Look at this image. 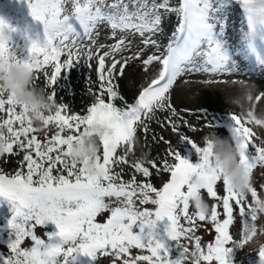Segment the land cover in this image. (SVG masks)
Wrapping results in <instances>:
<instances>
[{
  "label": "snow or ice",
  "instance_id": "snow-or-ice-1",
  "mask_svg": "<svg viewBox=\"0 0 264 264\" xmlns=\"http://www.w3.org/2000/svg\"><path fill=\"white\" fill-rule=\"evenodd\" d=\"M233 3L241 6L253 29L264 26V0H177L175 5L172 0H28L31 16L43 24L44 39L42 43L32 41L28 59L17 56L16 63L33 73L34 80L45 75L46 87H53L62 70L82 59H95L99 84L85 114L71 113L67 105L56 104L54 112L38 114L40 128L29 117V108L19 105L14 93L0 88V159L8 162V157H21L13 173L0 169V197L11 205L9 227L14 234L7 245L8 253L0 251V264H69L70 260L74 264L79 254L93 261L108 257L110 264H228V245L248 242L244 238L247 229L257 227L259 216L264 215L259 207L264 202L260 195L264 183L258 187L253 184L254 175L264 179V140L255 143L256 133L247 119L231 114L235 146L247 169L248 192H237L226 176L222 179V169L211 166V148L200 147L193 139L189 143L200 156L195 164L174 149L167 153L171 161L145 164L128 159L134 151L137 130L147 132V122L157 113H171L163 117L162 126L178 131L173 117L184 118L170 100L178 78L229 71L218 17ZM164 13H174L178 25L163 55L153 53L144 58L146 48L160 47L153 37L162 31ZM8 27L0 18V61L7 60L11 53L4 33ZM104 27L115 43H98ZM137 35L143 47L116 59L131 50L128 37ZM106 47L108 50H104ZM129 60H141L146 72L160 65L156 77L139 92L134 103L127 101L115 83ZM55 98L52 91L48 99L55 102ZM261 99L264 93L257 96L256 102ZM96 125L105 134L100 137L102 148L90 172L87 159L77 161L71 157L73 145L81 143ZM41 132L43 140L38 136ZM164 142L170 145V141ZM124 165L134 173L128 180L124 179ZM194 173L204 181L199 189L188 182ZM154 174H166L168 178L156 187ZM220 183L223 196L219 195ZM197 192L204 199L206 194L216 201L208 204L207 214L190 211L191 197ZM148 204L154 208L141 207ZM105 213L106 218L99 221ZM236 214L242 219L239 240L231 233ZM165 219L167 237L188 242L186 246L177 245L181 252L177 259L170 257L169 249L155 234L157 223ZM48 223L54 224L57 231L46 232L45 239L37 235L36 228ZM208 224L215 236L205 245L197 232L208 230ZM257 254L264 264V247Z\"/></svg>",
  "mask_w": 264,
  "mask_h": 264
},
{
  "label": "rangeland",
  "instance_id": "rangeland-1",
  "mask_svg": "<svg viewBox=\"0 0 264 264\" xmlns=\"http://www.w3.org/2000/svg\"><path fill=\"white\" fill-rule=\"evenodd\" d=\"M4 1L0 0V10L3 7L4 9L6 8L2 4ZM5 10L7 11V8ZM22 17L26 18V14H23ZM177 25L178 17L174 13H164L162 31L159 35L153 37L158 41L160 47L159 49L155 47L146 48L143 52V57L146 58L153 53L163 55ZM262 27L264 26H256L254 29L252 26L248 28L245 13H243L241 7L238 5L235 6V14L230 23L228 38L221 40L225 54L228 57L229 71L223 74L191 73L178 78L170 93L171 103L178 110L179 116L184 118L173 117L175 123L179 125L178 131L173 132L171 126H162L164 123L163 117L170 116L171 113H157L155 118L147 122V132L143 128L137 130L136 140L133 145L134 151L128 154L130 162H134L137 159L145 164L152 160L162 162L163 159H169L171 161L167 153L171 149H176L179 154L189 155L188 159L197 163L200 161V156L196 153L192 144L189 143V140L193 139L197 145L203 147V138L209 133L215 134L220 139L227 140L239 153V150L235 146V138L226 127V124L234 125L231 114L239 115L241 119H247L249 121L248 126L256 133L257 139H255V143L258 145L261 144L262 140H264V99H261L257 103L256 98L261 93H264V61L256 50H253L249 45V36L251 31L256 33ZM25 29L26 25L23 24V31ZM128 38L132 41L131 50L117 55L116 59L128 57L143 47L141 38L136 36H129ZM98 43L104 45L115 43L114 40L109 39V30L107 27L101 29ZM7 44L11 53L16 57L18 56L20 59L26 57V51L24 50V44L22 42L13 40L8 41ZM104 50H108L107 47ZM89 63L91 65L90 67ZM159 68L160 65L156 64L150 71L146 72L143 69L141 60H129L123 75L119 76L115 81L118 90L126 97L129 103H133L139 91L149 85L151 80L156 77ZM47 71L51 73L52 68L49 67ZM97 76L96 60L94 59L89 62L88 60L82 59L74 66L62 70L61 76L57 78L53 87H46V78L43 74H40L39 78L34 80V83L38 88H43L46 94L54 91L55 97L58 98L60 104L75 106L81 110V114H85L88 105L93 103L95 99V89L99 84ZM185 110L190 111L186 112ZM205 124H211L213 127H205ZM160 137L164 139L161 140ZM165 140L170 141V145L165 143ZM18 158L19 156L8 157V162L0 159V167L3 168L4 172L12 173L18 168ZM122 167L125 177L130 178L134 174L129 166L124 165ZM259 171L257 169V172ZM198 177L199 174L194 175L189 183L201 188L204 183L203 180L201 183L193 182V178L198 180ZM167 178L166 174H154L152 182L156 187H160L162 181ZM221 178L223 179L222 173ZM261 183H264V179H261L259 175H254L253 184L258 187ZM218 190L219 195L223 196L224 189L222 183L219 184ZM260 195L264 196V192H261ZM249 199H251L250 196ZM205 200L209 205L216 202L209 199L206 194ZM193 202L194 199L191 198L190 211L193 213L203 212L197 210L193 206ZM262 205H264V202L259 205L261 210L264 211V206ZM141 207L154 208L151 204ZM106 216L107 213L99 217V221L102 222ZM181 223H184V221L182 220ZM256 223L257 227L250 226L246 231L244 238L248 241L247 243L244 245L237 243L228 245L231 248L227 257L228 264H261L257 253L260 248L264 247V215H260ZM241 226L242 219L236 214L235 227L231 228V233L236 240L242 238ZM0 228L2 230L1 235H5L7 229H3L4 226ZM52 228L48 224L44 227H37L36 233L46 239L45 233H52ZM206 228L208 230L201 228L197 232V235L201 237L202 244L205 245L213 241L215 236V232L211 230V224L206 225ZM165 229L166 227L164 225L158 223L155 228V234L169 249L170 257L177 259L181 255L177 245L186 246L188 242L183 240L176 242L170 240L166 235ZM6 250V247L0 244V251L3 252ZM133 251L134 253L139 252V250ZM144 254L147 253L145 252ZM80 256V254L76 256L74 264H79ZM70 264H73V262L71 261ZM91 264H110V258L101 257L98 261L92 260Z\"/></svg>",
  "mask_w": 264,
  "mask_h": 264
},
{
  "label": "clouds",
  "instance_id": "clouds-1",
  "mask_svg": "<svg viewBox=\"0 0 264 264\" xmlns=\"http://www.w3.org/2000/svg\"><path fill=\"white\" fill-rule=\"evenodd\" d=\"M0 88L9 93H14V99L21 106L29 108V117L37 126H42V121L39 117L41 112H52L56 109L55 102L48 99L43 88H38L34 83V74L29 72L23 64L16 63V56L13 53L9 54L7 60L0 61ZM103 129L99 125L93 126L90 132L95 135L85 136L83 146H74L73 158L79 159L87 155L89 157L88 169L94 171L95 158L101 150L99 135ZM203 147L211 148V165L222 169V177L226 176L230 186L237 192H248L250 184L247 178V169L239 158V153L233 146L224 139H220L213 133L207 134L203 138ZM194 183L198 181L193 178ZM193 206L203 211L208 212V203L201 194L197 197ZM264 206V205H262Z\"/></svg>",
  "mask_w": 264,
  "mask_h": 264
},
{
  "label": "trees",
  "instance_id": "trees-1",
  "mask_svg": "<svg viewBox=\"0 0 264 264\" xmlns=\"http://www.w3.org/2000/svg\"><path fill=\"white\" fill-rule=\"evenodd\" d=\"M157 2L159 3L160 0H157ZM176 3H177V0H172L173 5H175ZM2 4L6 7H8V9H9L8 11H5L4 9H1V11H0V18H3V20L6 22V24L9 25L8 28L4 29V33L8 37L7 42L13 41V40H15L16 42H18V41L22 42L24 44V50L26 51V57H24V59L26 60V59H28V55H29L28 49L31 45V42L32 41H40L41 43L43 42V39H44L43 24L40 21L35 22V19L31 16L30 9L28 7V0H5ZM236 5L241 7L239 4L233 3L230 7L226 8L225 10L220 11V13H219L218 18H219L220 22L222 23V30H221V34H220L221 40H226L228 38L230 23H231V20L233 18V15L235 14V6ZM23 14H26V18L22 17ZM23 24L26 25L25 31H23ZM12 29H15V31H13ZM136 37L141 38L138 35ZM63 58L64 57H62V59ZM49 94H51V93H49ZM49 94H47V95H49ZM55 103L60 104L58 102V98H55ZM90 104L88 105V107L90 106ZM65 105H67V104H65ZM67 106H68L69 112L74 113V114H81V110L77 109L75 106H71V105H67ZM54 111L55 110H53V112ZM41 113H48V112H41ZM2 116H3V114L0 113V117H2ZM34 126H36L38 128L42 127V126H37L36 124H34ZM52 127L54 128V125ZM101 129H103V128H101ZM90 133H91L90 135H94V133H92V132H90ZM104 134H105V130L103 129V131L101 132V134L99 136L101 137ZM90 135H87V136H90ZM38 136L41 140L44 139V133L43 132L39 133ZM83 140H84V138H83ZM83 140L81 143L73 145V152H74V146H76V145L83 146ZM174 150H176V149H174ZM73 152H72L71 159H75V158H73ZM180 156L182 158H185V159L189 158L188 157L189 155L180 154ZM20 159H21V157L19 156V158L17 160L19 161ZM85 159H87L88 164H89L90 160H89V157L87 155L82 156L79 159H75V160L82 161ZM189 161L191 163L195 164V162L193 160H189ZM0 169H3V168L0 167ZM9 174H11V173H9ZM194 175L196 176L197 174L194 173L193 176ZM124 179L128 180L129 178L124 176ZM138 179H139V176H138ZM197 181L201 183L202 179L200 178V175H199ZM11 218H12V210H11L10 203L5 198L0 197V225H5L8 227L7 233L5 235H0V244L2 246H5L6 249H7V245L9 243H11L12 240L14 239L13 230L9 227V220ZM158 223L161 225H164L165 227L167 225L166 219L159 221ZM48 225H51L53 227L52 232L57 231L54 224L48 223ZM3 252L5 254H7L8 250L3 251ZM70 262H69V264H70Z\"/></svg>",
  "mask_w": 264,
  "mask_h": 264
}]
</instances>
